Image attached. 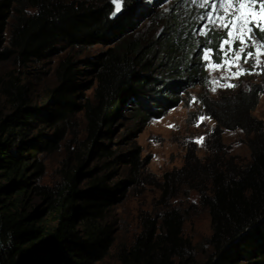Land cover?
I'll use <instances>...</instances> for the list:
<instances>
[{
  "label": "trees",
  "instance_id": "16d2710c",
  "mask_svg": "<svg viewBox=\"0 0 264 264\" xmlns=\"http://www.w3.org/2000/svg\"><path fill=\"white\" fill-rule=\"evenodd\" d=\"M138 2L121 0L113 16V0H0V61L14 65L0 80L6 103L0 107V264H95L108 256L119 207L131 188L147 181L138 148L112 147V127L125 115L135 122L165 116L206 79L176 15L164 36H130ZM211 39L219 61L221 36ZM97 45L105 50L93 57L61 59L43 96H34L19 70L58 49ZM87 89L91 97L81 96ZM244 89L218 103L204 99L203 106L216 122L217 144L223 130L245 133L250 161L242 166L216 154L193 162L188 155L179 171L151 182L163 204L178 194V185L206 179V189L202 182L192 188L211 217V251L198 258L184 235V214L167 207L140 217L134 242L117 253L119 264H264V119L254 115L264 84L249 82ZM79 113L86 132L80 152H68L58 182L40 184L42 155L61 148L66 126Z\"/></svg>",
  "mask_w": 264,
  "mask_h": 264
},
{
  "label": "rangeland",
  "instance_id": "374dc122",
  "mask_svg": "<svg viewBox=\"0 0 264 264\" xmlns=\"http://www.w3.org/2000/svg\"><path fill=\"white\" fill-rule=\"evenodd\" d=\"M138 3L134 15V26L129 31L130 36L142 38L145 41L164 36V32H167L166 29L169 27L167 20L170 16L176 15V27L181 29L183 38L188 36L187 41H191L193 52L199 54L206 71V79L190 87L183 94L182 102L169 110L165 116L147 122H135L129 115H125L112 127V147L118 144L122 152L138 148L141 160L146 163L143 176L147 181L136 189H130L128 197L118 209L120 224L115 244L108 256L95 264H119L117 253L121 247H129L134 242L141 230L140 217L144 214H159L167 207L176 208L184 214V235L191 241L197 257L206 258L211 251L208 242L212 234L211 217L208 209L200 203L199 192L192 188L197 182H202V187L206 189L208 185L206 179L200 176L199 181L195 179L193 185L187 181L178 185V194L163 204L159 201L162 193L157 183L151 182H160L165 173L179 171L184 166L188 155L193 162H204L218 154L223 160L233 159L238 165L243 166L248 163L251 153L245 133L240 129L223 130L220 136L221 144H217L216 122L208 115L207 109L203 106V100L218 103L224 96L230 98L237 88L245 90L246 83L264 84V66L256 67L250 74L239 79L233 77L219 80L221 76L230 75V73L226 67L219 70L209 67L219 62L216 61L214 51L209 54L211 57L209 60L203 59L202 49L205 46L206 37L198 35L197 30L208 22L197 19L205 10L198 4L188 3L187 0H139ZM216 33L221 37L225 34L220 29L214 32ZM212 45L208 46L212 47ZM227 47L225 46L226 49ZM104 50L105 48L100 45L83 50L58 49L44 62L29 64L28 67L19 70H22L26 79L29 80L34 96H43L54 84V71L61 59L70 55L82 60ZM260 59L264 61V55ZM253 63L255 59L249 64H244L243 67L251 69ZM13 66L12 60L0 61V80L14 68ZM236 70V68L232 69L233 72ZM213 80H219V84L233 83L238 86L220 87L213 83ZM214 87L216 91H212ZM83 95L91 97L92 89L84 90L81 96ZM5 106V98L0 92V107ZM254 115L264 119V95L260 96ZM201 117L205 119L201 120ZM65 130V139L61 143V148L56 152L42 155L45 165L44 174L39 179L42 185H53L58 182L62 162L68 156V152L70 151L73 155L80 152L86 135L82 114H76ZM201 137L203 140L200 139ZM89 163L90 166L94 165L92 161Z\"/></svg>",
  "mask_w": 264,
  "mask_h": 264
},
{
  "label": "snow or ice",
  "instance_id": "6c2138e0",
  "mask_svg": "<svg viewBox=\"0 0 264 264\" xmlns=\"http://www.w3.org/2000/svg\"><path fill=\"white\" fill-rule=\"evenodd\" d=\"M187 2L198 4L205 9L197 18L208 22L197 30L198 35L206 37L205 46L202 49L204 60H209L211 58L209 54L213 52V48L208 46L213 44L210 36L217 29L225 33L216 48L219 62L209 65L217 70L227 68L230 75L221 76L219 80L233 77L239 79L250 74L251 70L256 67L264 66V61L260 59L264 55V0H187ZM113 3L118 6L116 12L113 13V16H116L121 11L119 7L121 0H113ZM225 46H228L227 49ZM253 59H255V63L251 64V69L243 67ZM233 68L237 70L233 72ZM219 80L212 82L220 87L234 88L238 86L233 83L219 84ZM216 90L215 87L212 89V91ZM200 119L204 120L205 117ZM200 139L203 140L202 137Z\"/></svg>",
  "mask_w": 264,
  "mask_h": 264
}]
</instances>
